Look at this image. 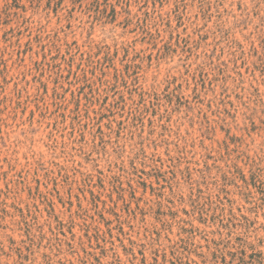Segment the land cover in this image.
<instances>
[{"label": "rangeland", "instance_id": "374dc122", "mask_svg": "<svg viewBox=\"0 0 264 264\" xmlns=\"http://www.w3.org/2000/svg\"><path fill=\"white\" fill-rule=\"evenodd\" d=\"M0 264H264V0H0Z\"/></svg>", "mask_w": 264, "mask_h": 264}]
</instances>
